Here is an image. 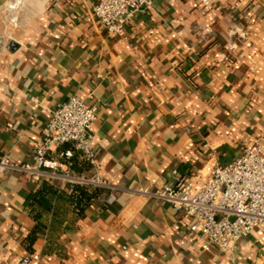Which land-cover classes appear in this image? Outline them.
<instances>
[{
  "label": "crops",
  "instance_id": "1",
  "mask_svg": "<svg viewBox=\"0 0 264 264\" xmlns=\"http://www.w3.org/2000/svg\"><path fill=\"white\" fill-rule=\"evenodd\" d=\"M71 96L98 106L92 149L117 199L0 175V264H264V232L203 251L181 213L134 192L264 143V0H153L124 39L91 0H0V157L31 162Z\"/></svg>",
  "mask_w": 264,
  "mask_h": 264
},
{
  "label": "built area",
  "instance_id": "2",
  "mask_svg": "<svg viewBox=\"0 0 264 264\" xmlns=\"http://www.w3.org/2000/svg\"><path fill=\"white\" fill-rule=\"evenodd\" d=\"M152 4L153 0H91V13L108 36L124 39L125 29ZM97 112V105L69 97L51 113L33 144L31 162L18 163L1 156L0 175L17 172L33 181L67 185L74 193L76 188L99 192L95 200L111 205L117 190L100 178L92 149ZM74 166L79 171H74ZM173 177L170 185L134 192L181 213L189 221L190 231L197 233L203 251L216 248L232 253L254 230L264 232V143L244 147L229 163L207 167L202 181L192 182L177 172ZM30 259L36 255L22 262L28 264Z\"/></svg>",
  "mask_w": 264,
  "mask_h": 264
},
{
  "label": "trees",
  "instance_id": "3",
  "mask_svg": "<svg viewBox=\"0 0 264 264\" xmlns=\"http://www.w3.org/2000/svg\"><path fill=\"white\" fill-rule=\"evenodd\" d=\"M74 170L79 171V169H78L76 166H74ZM45 190L50 191V188H47V189H45ZM32 197L35 198V197H37V195L34 194V196H32ZM41 199H42V198H41ZM29 240H33L32 237H30Z\"/></svg>",
  "mask_w": 264,
  "mask_h": 264
},
{
  "label": "water",
  "instance_id": "4",
  "mask_svg": "<svg viewBox=\"0 0 264 264\" xmlns=\"http://www.w3.org/2000/svg\"><path fill=\"white\" fill-rule=\"evenodd\" d=\"M13 46V45H12Z\"/></svg>",
  "mask_w": 264,
  "mask_h": 264
}]
</instances>
